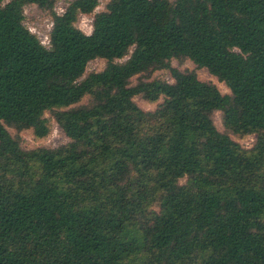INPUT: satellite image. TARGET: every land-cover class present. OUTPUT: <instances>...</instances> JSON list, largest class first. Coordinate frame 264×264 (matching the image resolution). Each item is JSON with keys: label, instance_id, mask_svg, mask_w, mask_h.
<instances>
[{"label": "trees", "instance_id": "1", "mask_svg": "<svg viewBox=\"0 0 264 264\" xmlns=\"http://www.w3.org/2000/svg\"><path fill=\"white\" fill-rule=\"evenodd\" d=\"M58 1L0 0V264H264V0ZM46 113L69 142L23 149Z\"/></svg>", "mask_w": 264, "mask_h": 264}, {"label": "rangeland", "instance_id": "2", "mask_svg": "<svg viewBox=\"0 0 264 264\" xmlns=\"http://www.w3.org/2000/svg\"><path fill=\"white\" fill-rule=\"evenodd\" d=\"M72 0H59L54 7V11L57 14H62L65 8L68 6V3ZM99 5L96 8L95 13L101 12L105 10V6L109 0H98ZM173 1V0H171ZM24 12V25L25 27L34 34L39 41L45 46L49 47V34L52 28V19L48 12L43 11L36 7L35 5L25 6L23 9ZM93 14V15H94ZM93 15H81L75 26L80 29L85 34H90L92 31V17ZM126 60H120L119 62H124ZM172 66L180 71H194L200 81L203 82H211L219 89L222 94H229V90L225 87L223 83L217 81L216 78L212 77L205 69H198L193 63L190 61H184L179 63L177 61H172ZM106 66V62L104 60H94L91 61L87 68L85 76L92 72L102 71ZM139 77H136L132 80L134 84L139 80ZM151 79H159L162 81L173 82L168 71H157L155 72ZM137 106L145 111H154L158 104L162 103V99L158 101V103H148L144 101L141 97H136L134 99ZM85 103V102H84ZM45 118L48 120L49 134L42 138L36 139L31 131H23L17 133L15 130L8 128V131L14 138H18L20 140L21 147L25 150L35 149L38 147L53 149L59 146L65 145L69 142V139L66 137L64 132L59 128L54 119L48 114H45ZM213 121L218 129V131L222 133H228L223 126L222 115L219 112H216L213 116ZM231 138L239 143L244 148H250L254 142V136H248L243 139H239L230 135Z\"/></svg>", "mask_w": 264, "mask_h": 264}]
</instances>
